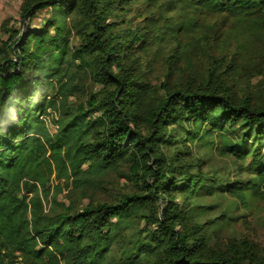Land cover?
<instances>
[{"label": "trees", "instance_id": "obj_1", "mask_svg": "<svg viewBox=\"0 0 264 264\" xmlns=\"http://www.w3.org/2000/svg\"><path fill=\"white\" fill-rule=\"evenodd\" d=\"M40 12L0 43V264H101L144 207L148 244L124 264H264L246 239L219 240L200 202L264 201V99L234 92L264 80V0H22L21 24ZM195 150L236 178L207 179ZM109 171L133 190L97 202Z\"/></svg>", "mask_w": 264, "mask_h": 264}, {"label": "rangeland", "instance_id": "obj_2", "mask_svg": "<svg viewBox=\"0 0 264 264\" xmlns=\"http://www.w3.org/2000/svg\"><path fill=\"white\" fill-rule=\"evenodd\" d=\"M22 0H0V43L6 42L11 36V31L18 33L19 36L29 30H38L41 22L47 17L46 12L38 13L29 23L22 25L19 19V6ZM52 31V30H51ZM73 45L77 44V39H71ZM1 46V44H0ZM260 50L259 56L264 58V44H257ZM236 52V44L229 42L226 44L223 53L226 62ZM254 63L258 59L253 60ZM242 63V62H240ZM153 85L161 82V69L157 66L149 76ZM249 74L243 75L237 79L234 85V92L240 94L246 92L254 98L264 99V80L261 77L252 78ZM83 85L86 91L96 92L99 90L92 86L91 82L84 77ZM237 134L240 133L239 128L235 129ZM218 145V140L214 142V146ZM260 150L264 154V142ZM249 153L244 161L245 166L249 164L250 155L259 152L258 147L250 144L246 147ZM195 157L204 162L202 169L204 175L209 180H233L235 177V167L230 159L221 157L219 154L212 152L207 153L206 150H195ZM123 173L120 171H109L99 181L96 190L90 192L91 198L97 202H112L116 196L133 190L131 184L123 179ZM242 176L241 179H245ZM202 204L212 207L207 211L206 215L201 218L202 221L207 219H222L221 226L216 236L219 240L227 242L228 240L246 239L254 245L261 253H264V201L247 197L245 205L235 201L229 196H213L207 197L200 201ZM87 201H84V204ZM149 214L148 207L136 210L121 226L122 238L120 243L112 247V254L101 264H124L127 258L137 253L140 246L148 244L147 234L145 232L144 219L141 217ZM119 240V238H118ZM153 259L146 257L145 264H152Z\"/></svg>", "mask_w": 264, "mask_h": 264}]
</instances>
